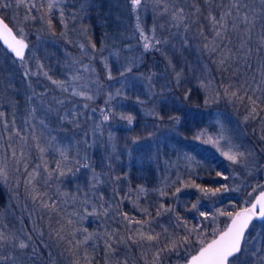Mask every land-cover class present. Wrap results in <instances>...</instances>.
<instances>
[{"label":"snow or ice","instance_id":"snow-or-ice-1","mask_svg":"<svg viewBox=\"0 0 264 264\" xmlns=\"http://www.w3.org/2000/svg\"><path fill=\"white\" fill-rule=\"evenodd\" d=\"M16 3L17 5H23L27 9V13L24 16L26 21L39 18L44 20L50 29H53L51 14L61 4V0H43V2H37V0H16ZM130 4L133 12L139 9L147 10L148 0H130ZM202 4L203 7L201 6ZM8 7H10V3L7 0H0V8ZM87 7L88 4H84L80 12L83 13ZM189 7L191 10H189ZM33 11H38L40 13L39 17L30 15ZM152 11L157 17H167L170 27L183 29L185 35L182 37V46L185 47L190 46L186 34L192 31L193 25H199L197 35L202 41L198 46L199 50L207 52L209 55L215 54L217 56L214 63L221 73L231 70L235 78L240 74L241 67L253 72L251 78H246L237 84L230 83L225 86L224 95L233 103L238 101L244 104L247 101V114L244 120L260 119L262 125H264V117H261V113L264 112V57H261V53L264 52V0H220L219 4L216 3V0H192L190 6L188 0H152ZM205 11L207 15H205ZM60 16L61 23L67 27L63 8H60ZM72 18L75 19L76 16L73 15ZM136 20L135 27L144 41L143 48L145 50L156 49L157 45L169 43L168 39L163 41L155 39L157 27L155 23L151 28L153 36L150 38L145 34L139 15H137ZM201 20L206 22L207 29L205 28V24L200 23ZM164 26V24H161L159 27L163 28ZM84 30L87 31V27ZM61 35H64V33H61ZM0 38L7 44L15 57L19 58L23 63L25 50L29 48L23 29L14 33L13 28L9 27L8 23H5V17H0ZM253 44L255 47L252 46ZM91 47L95 49L96 45L91 43ZM81 48L83 49L84 45H81ZM173 48H175L174 45ZM84 54L87 55L86 52ZM114 55L118 56V53H114ZM253 56L258 58L255 68H253L252 63ZM165 58L168 60V66L174 72L177 85H179L183 79V71H176V66L172 64L171 58L167 56ZM234 65L239 66L234 68ZM107 66L105 62V67ZM39 67L43 68V65L41 64ZM83 67L86 68L87 66ZM132 71L133 68L130 62L129 66L124 67L123 71L120 72V76L123 77L125 73H132ZM43 74L61 92H68L71 82L81 79L79 75H74L71 77V80L61 81L52 79L47 72ZM24 75L26 77L29 76V72L25 71ZM153 75L155 74H150L147 79L151 81ZM257 75L259 76L258 80L256 79ZM108 78L113 79L111 72H109ZM199 86L207 87L203 81L200 82ZM191 92L192 89H187L184 93V98L189 99ZM71 94L72 96L83 97L86 100L93 99V96L88 92L77 90L75 86L71 87ZM43 95V93L40 94L41 98ZM115 95L120 96L121 90L117 89ZM219 95L217 93V98H219ZM33 96H36V93H33ZM28 99L31 100L32 97ZM111 99L112 94L110 93L109 100ZM137 102L144 103L139 97H137ZM41 103H43L42 99ZM53 103L63 105L64 100L53 97ZM207 103H209V100L206 98L205 104ZM84 107L87 108L88 105L85 104ZM53 110L51 107L47 109L48 112H52ZM35 113L36 108H31L27 118L23 121V126L18 127L15 118L9 122L4 119L5 113L0 111V122H2L4 129L3 133H0V182H9L8 163L11 160L15 165L14 171L24 177L22 183L25 189V196L26 199L32 201L34 211L39 209L50 214L48 225L50 243L45 242L44 229L35 220H33V227L30 232L21 230V235H17L16 232L7 231V225L3 224V219L8 209H0V264H24L25 261L28 264H47L48 261L51 264H58L57 257H62L65 254L71 258V264H94L95 241L97 239L103 240L104 264H129L128 255L133 247L140 249L141 259L145 261V264H162L166 253L179 254L181 248L187 252L189 248L195 245H199L198 250L193 255L183 257L184 264H264V191H260L250 206L242 207L235 213L217 210L219 215L229 217L230 223L223 230L213 229L212 234L214 238L210 240L200 231L202 225L197 224L188 227V222L182 220L179 213H176V223L171 226L173 228H182L185 233L184 235L181 236L170 232L169 225L159 224L158 218L175 212L174 207H165L163 203H160L156 207L155 215H153L147 207H140L134 202V207H138L139 211L147 218L137 219L135 216H130L127 212L121 211L120 208V203H122L123 199L130 198L127 195L115 207L112 204L105 207L103 196L99 198L98 207L90 200L85 199L83 203L91 205V212H88L87 208H85L83 215L78 212L64 214L63 223L57 220L56 223L59 227L53 228L51 225V214L61 215L63 209L60 207V204L64 203V201L58 203L57 199L49 195L47 189L51 186L50 181L54 175L59 179L68 173H73V169L68 168L67 172L63 170L66 162L69 161V148L67 146H60L56 142L55 137L48 139L44 135L47 125L43 120L39 122L40 132H37V125L31 122L35 120ZM69 115H72V121L70 122L73 123L74 127L78 128L79 124L77 123L76 114L66 113L60 119L62 121L68 120ZM112 115L114 116L115 113ZM102 118L103 121H108L110 116L102 112ZM121 119H126L131 124L134 118L131 115L125 116L121 114ZM168 119L175 121L177 124L180 123L179 116H169ZM186 119L195 120L196 114L193 113L191 116H187L186 114ZM96 127L98 129L100 125ZM28 129H31L30 136L27 131ZM153 135L151 132L148 133V137H152ZM205 136L206 130L201 129L194 136V139L200 140ZM17 138L19 141L18 145L13 143L14 139ZM29 139L32 143H29ZM140 139L141 137L133 138V143H137ZM260 139L264 140V135H261ZM222 140L227 146V150L223 151L222 155L233 164H245L247 167L246 161L254 154L251 151H239V146L232 144L230 139L223 135L222 131L217 138L208 137L203 142L211 143L220 148L224 147L220 143ZM85 143L87 142L85 141ZM33 148L39 155L40 163L35 164L29 170L31 161L30 149ZM50 149L58 152L61 157L56 162L55 169H49L48 161L45 158V153H48ZM84 159L87 160L88 157L85 156ZM82 167L87 169L90 165L85 163ZM109 167H111V164ZM21 168L23 172H21ZM76 171H79V168ZM99 175L93 170L92 179L94 183L91 185L93 189H95L97 183L101 182ZM220 175L222 173L218 172L217 176ZM116 179L119 180L120 177H116ZM20 184L21 181L17 179L16 187L19 188ZM164 186L167 187L168 185L165 183ZM189 186L200 188V185L195 184L184 185V187ZM256 187L264 186L257 185ZM42 188L43 190H41ZM201 190L205 195L211 194L215 196L219 192L229 191V188L227 185H223L216 189ZM138 191L147 196L149 190L140 185L138 186ZM152 191L158 192L160 196L167 195V192L163 188L152 189ZM180 191V188H176V191L172 195L175 196ZM236 191H239V189L237 188ZM255 191L256 188L253 189V192ZM248 195L251 196L252 193ZM73 199L75 200V197ZM138 199L139 197H137ZM192 207L195 208L196 205L193 204ZM23 210H27V205L24 206ZM110 212H114L115 216L120 217L121 222L127 225L126 236L120 235L118 230H105L101 233L99 231L89 232L87 228L76 227V224L87 219L89 216L107 217ZM27 215L30 219L33 217L32 212H27ZM200 216L205 220L209 219V213L201 212ZM40 219H43V216ZM153 225H158L161 230L157 232ZM253 232L255 235H253ZM162 236L165 238L166 243L163 247H160ZM61 245H66V247L58 252L57 257H54L50 249L53 246L61 248ZM90 246L92 248L91 252L88 250ZM121 246L125 250V257L123 259L119 258ZM149 251H151L150 262ZM45 254L47 255V261H45ZM113 258L115 259L113 260Z\"/></svg>","mask_w":264,"mask_h":264},{"label":"trees","instance_id":"trees-1","mask_svg":"<svg viewBox=\"0 0 264 264\" xmlns=\"http://www.w3.org/2000/svg\"><path fill=\"white\" fill-rule=\"evenodd\" d=\"M7 2L10 3V7L0 8V17H5V23H8L9 27L13 28L14 33L23 29L28 45L32 39L37 38L38 41L43 44L47 39H51L57 45H65L69 48L68 50L71 53H74L77 56L82 55L80 45H84V47H86V49L93 54V59H90V63H92L97 71V78L98 82L101 84V90L98 93V97L95 100L88 102V107L85 110H82L84 122L80 120L78 121L80 125L82 124V127L74 128L73 123L60 121L58 110L56 117H50L51 114L47 111V109L49 107L54 109L56 106H54L51 102H49L48 106L41 105L38 112L40 114H45L48 119L50 118L51 121H49V126L55 133L63 135L74 133L77 139L83 136L86 140L88 139V147H86L87 153H85L84 147L80 145V148L77 146L79 151L78 154L80 153L81 155L84 154V156H87L90 167L97 173L101 174L102 183L105 185L101 187L102 196L105 199L112 198L113 205H116L115 197L117 196V193L122 195L127 194L129 197L131 195L130 193H135V191L138 192L136 190L138 186L143 185L149 191L147 196L141 194V198L136 200V204L140 207H147L153 215H155L156 207L160 203H163L165 207H174L175 212L168 213L164 217L158 218L159 224L169 225L170 232L181 236L184 235V231H181V228H173L171 225L176 223V213H179L182 220L188 219L192 216L190 211H184L183 209H186L188 207L187 205L191 201H197L199 196L196 192L197 190L195 189L196 191H194V188L197 187H186L185 192H178V195L175 196L172 195V188L174 184L164 190L167 192V195L165 196H160L158 192L152 191V189L159 188L158 182L160 180L155 167L161 160L174 156L177 148L173 142L178 143V145L180 144L182 146L180 150L183 148L184 151L190 153L194 159L195 165L192 169V173L191 175L186 176V178L188 180L187 184L200 185V188H198L199 190L216 189L222 187L223 185H227L228 188L231 189L228 194L241 195L247 188V184L252 181L258 182L263 177L264 140H261L260 137L264 134V125H262L260 119L248 121L244 120V117L247 114V101H245L244 104H241L238 101L233 103L230 102L229 98L224 95L225 86L230 83L237 84L246 78H251L253 75L252 71L245 70L241 67L240 74L235 78L233 77L231 70L226 73H221L218 71L217 65L214 63L217 56L215 54L209 55L207 52H204V62L206 61L210 66V70H212V78L215 86L213 90L206 92V90L200 88L198 84L194 85L191 81L186 82V85H182V94L181 91L179 92L177 90L178 94H181V101L183 103L182 108L179 107L177 109L161 101V98L158 96V83L155 87V91L152 92L153 96L148 102V107H144L142 110L130 100L121 101L118 104H116L115 101H110L107 104L111 106L113 111H117L120 116L121 114L125 116L131 115L134 119L131 124H129L126 119H122L119 124H115L117 122L116 119L119 121V118H117L116 115H111L112 122H114V124L107 132L104 128L105 126H103L104 124L100 122L101 118L97 112L102 105V101L104 99L105 103L107 101L104 92V83H106V78L104 76V69L102 68L101 56L108 52H113L123 48L126 44H129L132 41L134 32H138L135 27L137 23L135 18L136 14L131 8L130 0H61V4L54 9L51 14L53 29H50L49 25L44 20L39 18L36 20L26 21L24 16L27 13V9L23 5H17L16 0H7ZM37 2H43V0H37ZM219 2L220 0H216L217 4H219ZM188 3L190 6L192 0H188ZM84 4H88V7L85 8L82 13L80 12V9ZM201 6L203 7V4ZM60 8L64 9L67 27L61 23ZM189 10H191L190 7ZM30 15L39 17L40 13L38 11H33ZM73 15L76 16L75 19L72 18ZM205 15H207L206 11ZM200 23L205 24V28L207 29L205 21L201 20ZM85 27H87V31L84 30ZM198 27L199 25H193L190 33L191 36H193V42L201 44V38L197 35ZM176 30L178 32H183L182 28H176ZM61 33H64V35H61ZM91 43L96 45L95 49L91 47ZM252 46L255 47L254 44ZM47 47L50 46L47 45ZM39 49L40 53L42 48ZM59 49L60 48L56 47V51H59ZM52 52L54 53L53 50ZM185 56L189 59V61L195 58L192 52L185 54ZM261 57H264V52L261 53ZM18 59L19 58L14 57L10 52H8V50L0 42V107L5 109L11 116L24 115L28 111L31 104V100L28 98L32 97L33 93H39L42 88L39 83L35 82L36 78H34L31 74L27 77L24 75L27 70L20 65ZM156 59L163 61L160 50L154 49L151 51H145L142 56L141 64H139L136 68H133V72L145 76L153 74V72L159 70V64L155 63ZM257 59V57L253 56V68L256 67ZM180 63L181 62L178 60V66ZM238 66L239 65H234L233 67L235 68ZM181 67L184 68V65ZM178 68L179 67L176 68L177 71H179ZM185 69L187 71V68ZM51 77L56 78L55 74H51ZM256 79H259L258 75L256 76ZM154 83L155 82L153 81L152 84ZM187 89H192L189 99L184 98V93ZM217 93L220 94L219 98H217ZM206 98L209 100V103L207 104H205ZM32 100L34 99L32 98ZM214 108L218 110L223 109V112L235 118V125H237L239 129L241 127L245 141L256 152L255 155L257 162L255 161V163L251 164L248 169H245V167L240 164H231L227 159L198 141L176 137L172 133L169 138H164L163 141L156 140L154 142V147L158 148V145H160L157 150L156 148L154 149L156 150V153L152 151L151 144L145 143L144 145H138V142L143 140L142 136H147L150 132V123L148 120L153 116L146 114L148 109L153 111L156 110L159 114L162 113L164 116L162 119L164 122L162 126L163 131L168 128H176L177 133L181 134V132H184L186 134L189 133V131L194 130L195 126L187 127L186 125V127H183L181 123L177 124L175 121L168 119L171 114L172 116H179L181 120L184 117V111H186V109L209 110ZM168 110L170 111L167 113ZM89 111L94 114L92 116L91 123L90 121L87 122ZM78 115L80 116L82 114L79 113ZM261 117H264V112L261 113ZM97 125H100L98 129L96 127ZM90 128L94 129V133H92V136L88 137V135H90L88 133L90 132ZM100 129L101 132L98 131ZM106 133H108V136ZM135 137H141V139L134 144L133 138ZM87 154H89V156ZM110 164L111 167H109ZM84 170L89 171L90 169H80V175L83 177H85ZM255 171L256 173H254ZM218 172L222 173V175L217 176ZM232 172L233 174H231ZM125 174L127 175L125 176ZM116 177H120V179L117 180ZM77 181L81 184L82 177L79 176ZM82 187L79 186V189H82ZM233 187H235V189ZM237 188L239 191H236ZM129 190H131L130 193H126ZM135 194L140 196L138 193ZM185 197L188 199L187 205L183 203ZM2 202L3 192L0 191V207ZM105 204L107 203L105 202ZM183 204L185 206H183ZM125 205L127 207L126 210L129 212L128 214H131V216H135L139 219L140 212L134 208L128 209L130 207L129 203H125ZM239 206L240 205L236 203L232 211ZM44 214V212L41 213L40 211L39 218L36 220L40 221L41 216H43V219L47 217ZM57 220L59 219L54 216L51 217V225L53 227L57 228L59 226L56 223ZM25 221L28 225V220L25 219ZM49 222L50 217H48L47 226L43 228L46 243H50L48 238ZM61 222L63 223L62 220ZM192 222L194 226V218H192ZM204 222L205 220L203 219L199 221L200 225H202L200 230L205 228ZM32 225H28L30 230L33 227ZM88 226L91 225L89 224ZM153 227H155L157 232L161 230L158 225H153ZM105 230H118L119 234L123 235L122 226L116 222V219H114L112 223L110 222L108 225L106 224V226H100L97 224L96 227L91 226L90 228V231L92 232L99 231L102 233ZM209 234V231L205 232L207 237ZM161 242L166 243L164 237ZM95 245V260H97V263L98 260L104 262L105 254L103 240L97 239L95 241ZM64 247H66V245H61V248L53 246L52 249L55 251V254L52 253L53 256L57 257L58 252L62 251ZM196 248L197 245L189 248L187 252L181 248L179 250V254L166 253L163 259L167 260H165L163 264H173L174 259L181 257L183 253H192ZM120 249L122 248L120 247ZM88 250L89 252L92 251L91 246ZM185 255L184 257H186ZM57 258L58 261L61 259V257ZM128 260L129 264H133V262H136L135 264H145V261L143 259L142 261L136 253L130 252ZM45 261H47L46 254ZM182 261L183 257L180 262ZM59 263L60 262H58V264ZM47 264H51V262L48 261Z\"/></svg>","mask_w":264,"mask_h":264},{"label":"rangeland","instance_id":"rangeland-1","mask_svg":"<svg viewBox=\"0 0 264 264\" xmlns=\"http://www.w3.org/2000/svg\"><path fill=\"white\" fill-rule=\"evenodd\" d=\"M135 18L137 15L140 17V23L144 27L145 34L149 36L150 38L153 36V33L151 31V28L153 24H156V32H155V39L158 40H165L168 39V44H160L157 45L156 49H159L162 54L163 61L161 60H155V63L159 64V70L156 72H153L155 75L152 76L151 81L147 79L148 76L141 75L139 73L133 72L132 73H125V76H120V72L123 71L124 67L129 66L131 62L132 68H136L141 64L143 53L147 50L143 48L144 41L141 39L139 32H134V37L132 38V41L129 44H126L123 48L108 52L105 55L101 56V62H102V68L104 69V76L106 78L105 84V96L107 98V101L105 103V99L102 101V105L100 106V109H98V114L100 119V122L103 123L105 126V130L108 132L111 128L114 122H112V114L115 112L116 117L119 118L115 124H119L122 119L121 116L117 113V111H113L111 106L107 104L110 101H115L116 104L120 103L121 101H127L130 100L131 102H134L139 109H143L144 107H148V102L152 98L153 93L155 91V87L158 83V96L161 98V101L164 103L169 104V106H173V108H179L183 106L181 94H182V85H186V82H192L194 85L198 84L200 85V82L203 81L205 85H207L206 88H203L206 90V92H210L214 89V83H213V76H212V70H210V66L205 61L204 62V56L203 51L199 50L198 43L193 42V36H191V33H187V37L189 39V47L182 46V37L185 35L184 32H178L175 27H170L168 23L167 17H157L153 11H152V0H148L147 4V10L139 9L135 12ZM161 24H164L165 26L163 28H160L159 26ZM175 34V35H174ZM49 45L50 47H47ZM173 45L175 48H173ZM53 46V47H52ZM56 47L60 48L59 51H56ZM39 48H42V51L39 53ZM69 48L65 45H57L55 44L51 39H47L45 43H40L38 39H32L29 43V48L27 49L24 57V62L22 63L20 59H18L19 63L25 70L29 72L34 78H36L35 82L39 83V85L42 87L39 93H36V96H32L34 100L31 99V104L28 109V111L24 115H18V116H11L5 109L0 107V111L5 113L4 119L8 120L9 122L12 121L13 118L16 120V124L18 127L23 126V121L28 116V112L31 108H36L35 113V120L31 121L32 123L37 125V132H40V125L39 122L43 120L45 124L47 125V130H45L44 135L51 139L52 137L56 138V142L60 146H67L69 148V161L66 162L63 170L67 172L68 168L73 169V173H68L64 177H60L59 179L56 178V175L53 176V179L50 181V187L47 189L49 195L53 196L54 199H57V202L64 201V203L60 204V207L63 209V212L61 215H55L51 214V217L54 216L55 218L59 219L60 221H63L64 214L72 213V212H78L81 215L84 214V209L87 208L88 212L92 211V207L90 204L86 205L83 203L85 199L90 200L93 204H96L97 207L99 206V198L102 196V190L101 187L105 186L102 183L101 180V174L99 175L100 183L96 184L95 189L91 187V185L94 183L92 176H93V170L91 167H89V171H85V177L80 175V169L83 168L82 165L85 163H88V160L84 159V154H78V147L80 148V145H82L86 151V147H88V139L86 140L83 137H80L79 139L76 138V136L73 134L63 135L59 133H55L53 129L49 126L50 118L45 114H40L38 110L40 109L41 105H49V102L53 103V97L56 99L64 100L63 105H56L54 108V111L50 112V117H56L57 116V110L60 115V117L64 116L66 113H73L76 114L77 117V123L79 124L78 128L82 127V124L78 122L79 120L84 122V115L82 110H85L84 107L85 104L88 105V102L91 100H95L98 97V93L101 90V84L98 82V74L95 70V67L90 63V59H93V54L89 52L86 47L83 49L80 45V51L82 55H75L74 53H71ZM54 51V53L52 52ZM154 50V49H149ZM56 51V52H55ZM87 53L85 55L84 53ZM192 52L195 56L194 59L189 61V59L185 56V54ZM114 53H118L117 55H114ZM171 58L172 64L175 65V70L177 71V67H179V71H183V79L181 80V83L177 85L175 78H174V72L171 67L168 66V60L165 57ZM15 57V56H14ZM178 60L181 62L178 66L177 62ZM75 61V62H74ZM105 62L107 63V67H105ZM43 65V68L39 67V65ZM184 65V68L181 66ZM83 66H87L86 68ZM187 68V71L186 69ZM186 71V73H185ZM47 72L49 76L51 74H55L56 78L55 80H71V77L74 75H79L81 79L72 81L69 85V91L68 92H61L60 89L56 88L51 81L45 76L43 73ZM111 72V75L113 79L108 78V74ZM47 81V82H46ZM153 81L155 82L154 84ZM75 86L77 90L88 92L90 95L93 96V99L86 100L83 97L78 96H72L71 94V87ZM121 90V95L116 96V90ZM153 90V91H152ZM181 91V94H178V91ZM151 91V92H150ZM44 94L41 98L40 94ZM112 94V99L109 100V94ZM33 95V94H32ZM137 97H139L140 100L144 101V103H138ZM41 99L43 100V103H41ZM107 104V105H106ZM212 106V105H210ZM170 110L167 111V113ZM180 111V110H179ZM178 111V112H179ZM102 112L107 113L110 116V119L108 121H103L102 118ZM82 115H78V114ZM196 114V119H186L187 116H191V114ZM146 114H149V116H153L151 119L149 118L148 122L150 123V132L154 135L152 137L142 136L143 140L138 142V145H144L145 143L151 144L152 151L156 153V150L159 148L160 145H158V148L154 147L155 141H163L164 138H169L170 135L174 134L176 137H182L184 139H191L193 141H198L202 144H204L206 147L210 148L214 152L218 153L220 156L224 157L222 155L223 151L227 150V146L225 145V142L222 140L220 141L221 145H224V147H216L211 143H204L203 140L207 139L208 137H212L213 139L217 138L218 135L223 132V135L230 139L231 143L234 145L239 146V151L242 152H249L251 151L254 155L249 157V159L246 161L247 167L245 164H240L245 167V169H248L249 166L255 161L257 162V158L255 155V151L247 144V142L244 139L243 136V130L237 127L235 125V118L230 116L229 114H226L223 112V109H209V110H194V109H186L184 111V117L180 120V123L183 127H190L195 126L194 130L189 131V133L181 132V134L176 132V128H168L163 131V118L164 116L162 113H158L153 110H149L146 112ZM94 114L89 111L87 116V122L90 121L92 116ZM82 118V119H80ZM172 116V114L170 115ZM162 118V119H161ZM72 120V115L68 116V120H63L69 123ZM60 121H62L60 119ZM62 121V122H63ZM222 126V128H221ZM75 128V127H74ZM206 130V136L202 137L200 140L194 139V136L201 130ZM3 124L0 122V133H3ZM29 136L31 135V129H28ZM90 132H88L92 136V133H94V129L90 128ZM101 132V129L98 130ZM96 132V131H95ZM172 133V134H171ZM108 136V133H106ZM264 135V134H262ZM145 138V139H144ZM85 141L87 143H85ZM14 144L19 143L18 138L14 139ZM29 143H32V141L29 139ZM176 146V152L173 157H170L165 160H161L159 164L156 165L157 175L158 178H160L158 182V187L163 188L165 190L168 187H171L173 184V193L176 191V188H180V192H185L184 185L187 184V178L186 176L191 175L192 169L195 165L194 159L192 158L190 153H187L180 148L182 147L180 144L173 142ZM132 145V144H131ZM137 145V144H136ZM137 145V146H138ZM134 146V145H132ZM136 147V146H135ZM137 148V147H136ZM156 148V150H154ZM31 152V161H30V167L29 170H31V167L35 164L40 163L39 155L36 152V150L30 149ZM159 152V151H158ZM157 152V153H158ZM89 156V154H87ZM160 156V155H158ZM45 158L48 161L49 169H55L56 168V162L61 159L58 152H54L51 149L48 153H45ZM225 158V157H224ZM226 159V158H225ZM229 161V160H228ZM79 162V163H77ZM230 162V161H229ZM233 164L232 162H230ZM90 165V164H89ZM9 167V182L8 183H2L0 182V191L3 192V202L1 204L0 209L7 208L8 211L5 213V217L3 219V224L7 225V231L9 232H16L17 235H21V230L24 232H30L31 230L28 228V225L33 224V220H38L39 213L41 211L44 212L47 217L44 219H41L40 221H35L39 226L42 228L46 227L48 224V217H50V214L48 212H45L43 210L36 209L34 211V206L31 200L26 199L25 196V189L23 186V175H20L14 171L15 165L14 163L9 160L8 163ZM79 168V171H76V169ZM95 171V170H94ZM21 172H23V169L21 168ZM96 172V171H95ZM97 173V172H96ZM256 173V171L254 172ZM233 174V172L231 173ZM58 175V174H57ZM79 176L82 177L81 184L77 181L79 179ZM263 177L257 182L252 181L249 184H247V188L244 190L243 194L241 195H235V194H228V192H219L215 196L209 194L205 195L202 190H199L198 188H194V191L198 194V199L191 201L187 205V197L184 198L183 203L186 204L188 207L186 209H183L184 211H190L191 217L188 219H185L188 222V227L193 226L192 218L195 220V225L200 224L199 221L201 219L205 220L203 217L200 216L201 212L209 213V219L205 220V228H202L200 230L205 234L206 231H209V236L207 237L209 240L212 239L213 236V229L217 230H223L225 226L227 225L228 221L230 220L229 217L224 215H219L217 210H221L224 212H232L234 213L239 207H243L249 204V202L253 199V197L264 187L257 188V185L264 186V174ZM165 178H167L165 180ZM19 179L21 181L20 187H16V181ZM165 183L168 185L165 187ZM190 185V184H187ZM79 186H83L82 189H79ZM84 188V189H83ZM158 188V189H159ZM235 189V187H233ZM256 188V191L253 192V189ZM196 189V190H195ZM43 190V188L41 189ZM138 191V188L136 189ZM131 190H129L126 193H130ZM109 192V191H108ZM135 193L140 194V196H137ZM135 193H130L129 199H123L122 203L121 200L124 196L127 194H119L117 193L115 197V204L120 203L121 211L129 213L126 209L125 203H129L130 207L128 209H136L139 211L138 207H134V202L136 203L137 197L139 199L141 198V193L138 191ZM252 193L251 196L248 194ZM61 194H67V195H61ZM178 195V193H176ZM75 197V200L73 199ZM138 199V200H139ZM103 201L105 207H108L109 204H112V198L105 199L103 197ZM238 203L240 205L238 208H236L234 211H232L235 204ZM183 204V206H185ZM195 204L196 207L193 208L192 205ZM27 205V210L24 211V206ZM175 206V205H173ZM115 207V205H113ZM231 210V211H230ZM27 212H32L33 217L30 219L27 215ZM140 212V211H139ZM131 216V214H129ZM145 217L141 212L139 215V219H145ZM25 219L28 220V225L25 221ZM116 219V222L121 224L122 226V232L123 235H127L126 228L127 225L122 223L120 220V217L115 216L114 212H110L109 216H89L87 219L81 221L80 223L76 224V227L78 228H87L89 232L91 226L96 227L97 224L100 226H106L110 222L112 223L113 220ZM190 219V220H189ZM109 222V223H108ZM91 226H88V225ZM33 226V225H32ZM53 227V226H52ZM59 227V226H58ZM125 227V228H124ZM56 228V227H53ZM181 231H184L181 228ZM94 232V231H93ZM184 233V232H183ZM185 234V233H184ZM253 235L255 233L253 232ZM163 239V236L161 237V240ZM165 242L162 243L160 241V247L164 246ZM199 245H197V248L194 250V252L198 249ZM122 249H120L121 259L125 257V250L123 246H121ZM53 254H55V251L51 248L50 249ZM192 253H183L181 257L174 259L173 264H183L184 260H182V257L188 256L193 254ZM131 253H136L137 256L141 259V251L137 247H133L131 249ZM19 255V254H17ZM105 257V256H104ZM97 259V258H96ZM115 258H113L114 260ZM142 260V259H141ZM151 260V251H149V262ZM167 260V259H165ZM162 260V264L165 261ZM143 261V260H142ZM59 264H71V258L65 254L61 257V259L58 261ZM96 264H104V262H101L100 260H95ZM94 263V264H95ZM136 263V262H135ZM24 264H28L27 261L24 262Z\"/></svg>","mask_w":264,"mask_h":264},{"label":"water","instance_id":"water-1","mask_svg":"<svg viewBox=\"0 0 264 264\" xmlns=\"http://www.w3.org/2000/svg\"><path fill=\"white\" fill-rule=\"evenodd\" d=\"M0 42H1V44H2V45L8 50V52H10L13 56H15L14 53H12L11 50L8 48L7 44L4 43V41H3L2 38H0ZM26 43H27V42H26ZM26 50H27V49H26ZM26 50H25V52H26ZM260 191H264V189H262V190H260ZM260 191H259V192L253 197V199L249 202L248 205L243 206V207H248V206H250V204L255 200V197L259 195ZM240 208H242V207H239L236 211H239ZM236 211H235V212H236ZM235 212H234V213H235ZM229 223H230V220L228 221L227 224H229ZM226 226H227V225H226ZM226 226H225V227H226ZM213 238H214V237H213ZM197 250H198V249H197ZM195 252H196V251H195ZM195 252H194L193 254H195ZM193 254H191V255H193ZM183 264H184V263H183Z\"/></svg>","mask_w":264,"mask_h":264}]
</instances>
